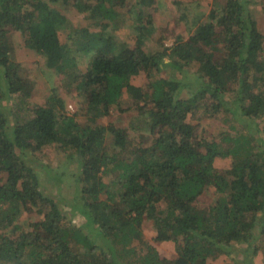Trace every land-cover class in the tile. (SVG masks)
<instances>
[{
	"label": "trees",
	"instance_id": "trees-1",
	"mask_svg": "<svg viewBox=\"0 0 264 264\" xmlns=\"http://www.w3.org/2000/svg\"><path fill=\"white\" fill-rule=\"evenodd\" d=\"M166 2L0 0V264H214L239 244L255 260L264 251V0H227L219 25L210 14L171 46L118 40L134 10L135 31H154L150 9ZM72 7L85 17L75 26ZM15 35L37 55V79H61L42 104L40 83L13 59ZM73 90L83 104L68 112L62 93ZM124 105L137 109L138 141L103 122ZM50 149L74 165L70 197L45 191L60 186ZM147 221L174 259L145 242Z\"/></svg>",
	"mask_w": 264,
	"mask_h": 264
},
{
	"label": "rangeland",
	"instance_id": "rangeland-1",
	"mask_svg": "<svg viewBox=\"0 0 264 264\" xmlns=\"http://www.w3.org/2000/svg\"><path fill=\"white\" fill-rule=\"evenodd\" d=\"M226 2L227 0H167L165 9L167 10V12L164 9V11H161L157 7L150 9L153 14L152 23L153 27L155 28L154 31L152 30L145 36H142L140 35V32L135 31V29L133 28V23L135 21L137 12L134 10L132 19L128 20L124 25L120 26L115 31V35L120 42H125L126 44H128L129 49L142 47L146 50H149L150 47L156 44V42L159 43V41L165 42L166 45L171 46L175 42L177 37L185 35L187 36L189 33L194 32L198 25H200L201 22H205V19H207L210 14H213L211 22L219 25L222 20L223 8L225 7ZM258 2L260 3L261 0H258ZM163 8H165V6ZM64 11L65 10L63 9L62 12ZM66 14L68 20L70 21L69 25L71 26H75V24L77 25L85 18L83 14L78 13L73 7L70 8ZM255 16L260 21V26L263 27L264 10L261 3L255 8ZM61 34V40L64 41L63 33ZM15 45L16 49L13 52V59L26 63V71L28 75H31V78H35V80L40 83V89L35 92L36 96L33 97V102L42 104L45 102L47 89L58 87L59 84L62 86L61 79H55L53 77H47V79L42 77L41 79L38 78V80L35 76L38 73V70L35 65H33V63L37 62V55L34 52L24 48V38L19 35H15ZM165 62L167 63V60H165ZM83 67H85L84 64L82 65V68ZM170 71L171 70L168 69L166 71V74H171ZM145 80L146 78L144 76L135 77L133 79V83L140 85ZM67 92L62 93V95L65 98L68 112H76L80 110L83 104V98H81L75 92V90H73L72 94L69 95H67ZM137 114L138 112L136 107L133 108V106H131L130 108H127V106L124 105L123 109L119 108V110H112L110 117L106 118L107 121L103 122L107 124L111 122L120 128H129L130 139L133 141H138L140 135L138 128H140L142 125L136 118ZM78 121H82V119L79 118ZM132 123L135 124L133 129L131 128L133 127ZM212 124L213 121H210L206 125L209 126ZM44 161L48 164L56 162L57 165L56 167H54L53 172L56 173L60 183V186H58L57 184L58 181L55 182V185L52 184L51 186H46L45 191L50 192L54 195H63L64 197H70L72 196V194H75L78 187H76V180L73 178V175L71 173L72 171H75L73 167L74 165L68 162L65 154L60 153V151L56 149H50L47 152ZM228 164V160H217L216 163L218 167H224ZM110 176L111 174L108 177ZM79 198L80 196H78L77 199ZM211 198L212 195L210 194L209 200H211ZM64 206L65 205L62 206L63 209L71 213L70 219L72 220V224L79 228H82L87 232L88 229L86 220L84 217L80 216V212L72 211L71 207ZM23 216L25 217L26 214L24 213ZM27 229L28 228H25V230ZM142 233L145 242H147L148 245L155 247V249H157L160 254L170 259H174L177 256L174 243L169 242L163 245H156L154 243L153 238L156 236V230L151 226L150 222L147 221L144 223ZM95 240L97 242L96 244L99 245V248L110 250L111 247L106 241L101 240L100 237ZM262 242L261 240H258L255 242V244L259 246L262 245ZM134 245L135 247L143 248L136 242L134 243ZM236 250L237 251L232 256H223L214 264H247L248 262L256 264L255 261H257V264H264V251L259 252L256 257L257 259L255 260L254 251L251 248L249 249L248 244H239L236 246Z\"/></svg>",
	"mask_w": 264,
	"mask_h": 264
}]
</instances>
